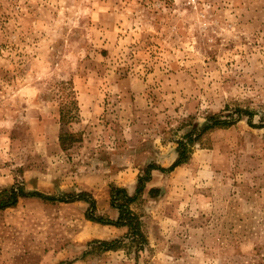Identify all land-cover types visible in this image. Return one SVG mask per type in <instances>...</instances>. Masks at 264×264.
I'll return each instance as SVG.
<instances>
[{
    "label": "rangeland",
    "instance_id": "rangeland-1",
    "mask_svg": "<svg viewBox=\"0 0 264 264\" xmlns=\"http://www.w3.org/2000/svg\"><path fill=\"white\" fill-rule=\"evenodd\" d=\"M65 88L81 137L68 152ZM225 107L246 115L199 135ZM263 126L264 0H0V191L83 192L115 221L110 189L133 195L193 139L131 206L141 251L87 221L88 203L27 197L0 210V264H264Z\"/></svg>",
    "mask_w": 264,
    "mask_h": 264
},
{
    "label": "trees",
    "instance_id": "trees-1",
    "mask_svg": "<svg viewBox=\"0 0 264 264\" xmlns=\"http://www.w3.org/2000/svg\"><path fill=\"white\" fill-rule=\"evenodd\" d=\"M66 93L62 97L59 105V134L58 144L62 152H68L70 149H74L76 144L81 143V137L79 134L70 132L68 128L76 123L78 119V104L75 100L74 94L70 89H64ZM225 112V114H224ZM224 112L220 113V116H210L206 120V124L200 130L199 135L215 129H226L238 122L246 112L243 110L235 109L230 110L228 107L224 108ZM249 114H247L248 116ZM264 128V126H263ZM198 135V136H199ZM193 139L190 134L186 135V142H179L177 146V160L168 168H156L149 166L145 173L137 179L136 187L133 195H128L123 189H117L112 187L109 194L110 208L117 211V219L110 221L108 219L98 218L94 215V201L88 194L83 192L77 194H63L56 197L45 196L39 193L24 192L23 188L16 184L8 189L0 191V210L11 208L15 206L20 198L36 197L44 202L50 203H74L77 201H83L88 203L91 207L90 212L87 213L86 219L89 222L104 225L114 226L127 229V237L130 246H134L137 251H141L146 245V239L141 231L140 216L133 213L131 210L132 205H137L142 199V194L145 189V184L149 181V176L152 171H159L162 173H170L177 167L185 164L190 156V147ZM157 190H150L149 196L156 197ZM153 195V196H152ZM123 241H111V242H95L97 248L101 251H115L123 245Z\"/></svg>",
    "mask_w": 264,
    "mask_h": 264
}]
</instances>
